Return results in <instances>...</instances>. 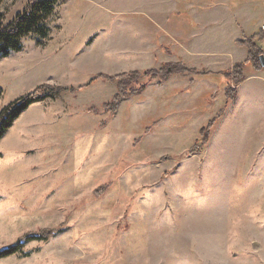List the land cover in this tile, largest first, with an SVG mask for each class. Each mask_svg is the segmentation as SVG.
Wrapping results in <instances>:
<instances>
[{
	"label": "rangeland",
	"instance_id": "rangeland-1",
	"mask_svg": "<svg viewBox=\"0 0 264 264\" xmlns=\"http://www.w3.org/2000/svg\"><path fill=\"white\" fill-rule=\"evenodd\" d=\"M29 1L1 0L0 24ZM44 1L55 2L47 36L0 52V112L43 85L65 92L31 105L0 140V251L41 230L58 234L26 242L0 264H264L263 96L228 104L226 79V88L215 78L208 90L173 76L147 84L115 116L102 111L117 85L97 75L187 65L215 51L207 45L215 32L195 26L208 20H188L185 0ZM139 4H152L153 25L131 9ZM195 31L199 40L184 43ZM241 38L212 73L236 64L248 76L264 73L246 64ZM208 63L190 66L204 77Z\"/></svg>",
	"mask_w": 264,
	"mask_h": 264
},
{
	"label": "trees",
	"instance_id": "trees-1",
	"mask_svg": "<svg viewBox=\"0 0 264 264\" xmlns=\"http://www.w3.org/2000/svg\"><path fill=\"white\" fill-rule=\"evenodd\" d=\"M1 4V0H0ZM55 2L44 0H30L23 11L18 14L15 19L7 26L0 24V52L7 55L9 52H21L23 45L22 41L30 35L45 37L49 33L48 18L54 12ZM264 41V31L250 38H243L237 42L239 48H246L248 52V59L246 64H252L258 71H263L260 63V57L264 55L262 44ZM245 64H236L228 72L220 73L228 87L225 91V99L228 104L234 102L237 98V87H239L246 79L244 76ZM192 75L200 76L201 73L195 69L187 68L183 63H174L164 65L159 70H146L144 72H129L117 76H107L100 74L96 76V80H102L109 84L117 85V93L115 94L111 103L103 105L102 111L110 113L115 116L118 113L120 105L131 98H134L147 88V84L158 81L159 84L168 81L173 76ZM145 81V82H144ZM65 90L61 87H50L43 85L39 87L34 93L23 97L17 103H11L0 112V140L13 127L15 121L28 108L38 102H42L47 98L55 100L61 99V94ZM74 94L75 91H72ZM215 123L211 122L206 128L200 132V142L202 146L208 143L215 127ZM198 151V146L193 148ZM200 151V150H199ZM198 153V152H197ZM108 186L100 187L95 193L103 194ZM98 196V195H97ZM57 230H41L38 234H33L22 240L16 246L10 247L0 251V261L17 254L26 242L38 240H50L56 237Z\"/></svg>",
	"mask_w": 264,
	"mask_h": 264
},
{
	"label": "crops",
	"instance_id": "crops-1",
	"mask_svg": "<svg viewBox=\"0 0 264 264\" xmlns=\"http://www.w3.org/2000/svg\"><path fill=\"white\" fill-rule=\"evenodd\" d=\"M158 3H161V6H163L164 0L158 1ZM151 5L144 6L143 4H139L136 6H141L142 8L141 7L136 8V6H132L131 9L133 10V12H136V13H139L142 11L146 12L145 20L142 22L146 24L149 22L150 24L153 25V19L151 18V15H148L147 13V12H151L153 8V6ZM182 5H183V8H181V11L183 12V14L188 20H190L191 16H193L197 20H203L202 17L208 20L205 23L201 21L196 22L195 23L196 29L198 27L203 26L205 35L207 31H214L215 32L214 35L217 38V40H210L207 44V45L214 46L215 51H213L212 49V50L206 51L205 53L204 52L203 53L200 52L199 54L195 53L190 58L191 63L196 62L199 59L200 61L208 60L209 63L206 64L205 66L207 67V69H210V72H207V74L204 77L189 75L191 77L190 79H193L196 82L194 85L201 84L205 89H208V90L212 89L211 84L213 83L215 78L217 79V83L223 85V82L225 83L224 81L225 79L222 76H220V73L222 72H219L216 75L212 72H214L215 67H217V65H220L222 61H224L225 63V62H228V59L231 58L233 46L230 44V41L234 43L235 36H237L238 38V33L240 34V31H242V38L239 41H241L243 38H250L252 36H255L259 34L261 31H263L264 22H262L261 17L256 15V11H260L261 15H264L263 14L264 13V0L262 1L258 0L257 2L256 1L251 2L250 0H246V1L244 0H220L215 3L212 1H206V0H185V3H182ZM235 12L239 14L236 16L234 14ZM143 14L144 13L140 15L141 16V18L139 17L140 19L137 18L135 20V24L138 23L142 25L141 20L144 17ZM138 15L139 14H137V16ZM252 16H256V18L258 17V19L253 20ZM188 25H190L191 28L193 29L191 22H189ZM250 28L254 30H250ZM234 29H236L237 32ZM136 38L138 37L136 36ZM183 40H184V43H187V44L189 40H191L194 43L196 40H199V37L196 31L194 33L189 32L188 36ZM219 46L221 49L219 48ZM243 49L245 48H240L238 50L244 53L245 51ZM135 54H136L135 55L136 58H138L140 55L138 51H135ZM140 60L141 59H137V61L139 62ZM190 62L187 63V65L185 64L186 67L187 68L190 67L189 69H195L192 66H190ZM140 65H143V64H140ZM250 75L249 76L246 75L245 70H244V76L246 80L238 87L237 98L232 103H241L242 101H246L250 99V97H254L255 95H261L264 97V73H262L261 76L260 75L257 76L256 74H252L251 76ZM183 76H186V75H183ZM174 77L179 78L182 76L179 75V76H174ZM255 81H259V83H255ZM224 85L226 88L227 84H224Z\"/></svg>",
	"mask_w": 264,
	"mask_h": 264
},
{
	"label": "water",
	"instance_id": "water-1",
	"mask_svg": "<svg viewBox=\"0 0 264 264\" xmlns=\"http://www.w3.org/2000/svg\"><path fill=\"white\" fill-rule=\"evenodd\" d=\"M260 63H261L262 68H264V56L260 57Z\"/></svg>",
	"mask_w": 264,
	"mask_h": 264
},
{
	"label": "built area",
	"instance_id": "built-area-1",
	"mask_svg": "<svg viewBox=\"0 0 264 264\" xmlns=\"http://www.w3.org/2000/svg\"><path fill=\"white\" fill-rule=\"evenodd\" d=\"M264 31V30H263ZM262 50H264V41H263V44H262Z\"/></svg>",
	"mask_w": 264,
	"mask_h": 264
}]
</instances>
